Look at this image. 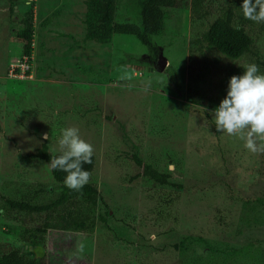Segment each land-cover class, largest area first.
<instances>
[{
	"label": "rangeland",
	"instance_id": "374dc122",
	"mask_svg": "<svg viewBox=\"0 0 264 264\" xmlns=\"http://www.w3.org/2000/svg\"><path fill=\"white\" fill-rule=\"evenodd\" d=\"M17 1L11 14L10 0H0V193L9 195L4 189L12 181L19 187L20 181L26 189L32 183L51 189L46 202L56 198L59 186L49 166L25 155L42 139L52 153H62L61 130L77 127L93 146L92 181L112 210L108 227L98 223L93 235L49 231L45 263L264 264V153L245 147L247 129L225 132L243 156L229 157L225 167L213 134L193 112L200 109L215 122L213 110L226 96L229 79L249 63H264V22L247 29L257 56L231 60L205 44L191 47L231 0H208L209 16L199 21L192 17L191 0H181L164 32L153 37L158 55L152 58L134 36L118 34L109 44L86 40L85 0ZM135 2L117 0V23L141 24ZM32 3L35 36L28 80L12 33ZM160 55L167 62L163 68ZM257 142L264 144V137ZM136 151L184 188L133 178L143 173ZM225 182L252 204L232 206ZM222 210L228 233L209 221ZM5 223L0 221V255L22 244L17 233L5 234ZM199 234L206 239L199 240ZM213 250L229 254L230 261L216 262Z\"/></svg>",
	"mask_w": 264,
	"mask_h": 264
},
{
	"label": "trees",
	"instance_id": "16d2710c",
	"mask_svg": "<svg viewBox=\"0 0 264 264\" xmlns=\"http://www.w3.org/2000/svg\"><path fill=\"white\" fill-rule=\"evenodd\" d=\"M207 1L191 0V14L194 20L199 21L209 16ZM10 3L12 5L10 12L13 14L12 7L18 1L10 0ZM116 3L117 0H85L86 11L83 25L86 29V40L109 44L112 42L113 37L118 34L134 36L149 48L152 58H155L158 55V48L153 42V37L164 32L166 19L173 10L180 6L181 0H136L135 6L137 9L139 7L140 11V25L131 22L117 23L115 20ZM241 5L242 0H231L220 10L219 17L209 25L202 38L192 41L191 47L199 48L200 45L205 44L208 49L216 50L228 59L235 61L252 55L257 56L256 40L252 38L247 30L254 22L243 16L240 9ZM33 7V3L29 5V10L21 15V18L17 21L19 24L17 30L12 33L17 39L15 44L22 49V60L27 58L29 69L25 71V77L28 80L33 73L30 65L32 63L33 38L35 36ZM256 64L260 67V71L264 73V63L259 59ZM14 73L20 74L21 70L18 68ZM193 112L200 115L203 120V126L213 134V144L218 148L219 158L222 159V164L225 167L228 165L227 160L229 157H232V159L236 157L243 158L238 149L231 145L226 133L217 130L216 123L213 122L211 117L205 118V112L200 109L194 108ZM36 135H42V133H37ZM42 140L41 146L34 152L25 155V157L37 159L48 165L51 158H55L62 153H52L47 139ZM133 149L138 150V147L133 144ZM194 149L199 155L203 152L198 147ZM133 155L137 166L143 168V173L133 178H147L150 182L160 187L184 188L182 185H176L170 180V173L162 172L157 167H154L153 164L145 163L139 156L138 151ZM95 166L96 157L93 155L92 163L83 165L90 172V179L80 191H74L65 186L64 179L66 174L63 171L49 167L52 179L59 186V192L56 194V198H52L48 202H46V197L52 195V190L43 185H39L36 188L33 183L27 185L26 189L25 185L19 181L20 186L13 188L12 186L15 183L12 181L9 188L7 190L4 189L10 194L4 195L0 193V221L9 223L8 225L4 224L8 228V233H4H17L22 243L20 246L13 247L12 250L1 254L0 264H46L43 258L37 259L33 253H25L23 249L31 245L45 248L46 236L51 230L93 235L98 223L108 227V218L111 217L112 210L100 198L98 187L92 181V173ZM236 168L239 172L240 169ZM225 185L228 189L229 201L233 203L232 206L237 207L245 204V202L252 204L250 203L251 199L246 200L239 196L233 189L232 183L225 182ZM103 207H106L105 210H103ZM209 221L216 224L224 233H228L231 230L224 210L215 211L210 216ZM207 227L212 229L210 224H207ZM235 233L236 231H233V234ZM217 237L219 238V235ZM198 239L206 238L199 234ZM212 253L218 263H220V260L225 259L230 261L229 254L223 256L224 254L220 250H213Z\"/></svg>",
	"mask_w": 264,
	"mask_h": 264
},
{
	"label": "clouds",
	"instance_id": "9594fccd",
	"mask_svg": "<svg viewBox=\"0 0 264 264\" xmlns=\"http://www.w3.org/2000/svg\"><path fill=\"white\" fill-rule=\"evenodd\" d=\"M240 9L246 19L264 22V0H242ZM213 112L217 130L234 135L247 129L245 147L264 153V144L257 142L264 137V73L256 63L245 65L241 75L229 79L226 96ZM58 143L62 154L51 158L48 166L66 174L65 186L80 191L90 179L83 165L92 163L93 146L81 138L77 127L63 128ZM84 247L79 244L78 251Z\"/></svg>",
	"mask_w": 264,
	"mask_h": 264
},
{
	"label": "water",
	"instance_id": "95a60500",
	"mask_svg": "<svg viewBox=\"0 0 264 264\" xmlns=\"http://www.w3.org/2000/svg\"><path fill=\"white\" fill-rule=\"evenodd\" d=\"M166 63H167L166 60L160 55V60H159L160 68H163L164 65H166ZM23 251L25 253H33L35 258L37 259H41L44 256V248L42 246H37V245L26 246L23 249Z\"/></svg>",
	"mask_w": 264,
	"mask_h": 264
},
{
	"label": "built area",
	"instance_id": "2783aa9c",
	"mask_svg": "<svg viewBox=\"0 0 264 264\" xmlns=\"http://www.w3.org/2000/svg\"><path fill=\"white\" fill-rule=\"evenodd\" d=\"M24 62H25V64L27 65V69L26 70H28L29 69V66H28V63H27V58H26V60H24ZM16 69H18V68H16ZM16 69H14V70H16ZM26 70H24V73H21L22 75H25V71Z\"/></svg>",
	"mask_w": 264,
	"mask_h": 264
}]
</instances>
